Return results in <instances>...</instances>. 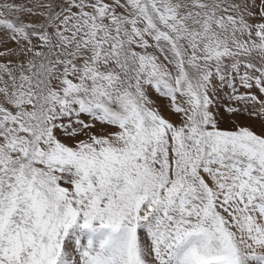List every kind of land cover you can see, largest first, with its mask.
Listing matches in <instances>:
<instances>
[{"label":"snow or ice","instance_id":"1","mask_svg":"<svg viewBox=\"0 0 264 264\" xmlns=\"http://www.w3.org/2000/svg\"><path fill=\"white\" fill-rule=\"evenodd\" d=\"M0 264H264V0H0Z\"/></svg>","mask_w":264,"mask_h":264},{"label":"rangeland","instance_id":"2","mask_svg":"<svg viewBox=\"0 0 264 264\" xmlns=\"http://www.w3.org/2000/svg\"><path fill=\"white\" fill-rule=\"evenodd\" d=\"M239 122L251 125L256 131H260L262 128L261 121L256 118H249L247 116H244L239 118ZM224 123L225 126H229L231 123V119L226 120Z\"/></svg>","mask_w":264,"mask_h":264}]
</instances>
